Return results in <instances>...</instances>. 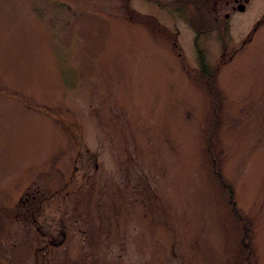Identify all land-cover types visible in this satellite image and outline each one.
Masks as SVG:
<instances>
[{"label":"rangeland","instance_id":"rangeland-1","mask_svg":"<svg viewBox=\"0 0 264 264\" xmlns=\"http://www.w3.org/2000/svg\"><path fill=\"white\" fill-rule=\"evenodd\" d=\"M186 1L0 0V257L264 264V0Z\"/></svg>","mask_w":264,"mask_h":264},{"label":"flooded vegetation","instance_id":"flooded-vegetation-1","mask_svg":"<svg viewBox=\"0 0 264 264\" xmlns=\"http://www.w3.org/2000/svg\"><path fill=\"white\" fill-rule=\"evenodd\" d=\"M234 1H238V7H241L244 5L240 4L239 1L240 0H233ZM243 2L247 1V0H242ZM39 207V206H37ZM40 208V207H39ZM39 213V210H36L35 214ZM40 214V213H39ZM38 216V214H37ZM37 220L32 221V224L34 223V235H36L37 238V248L38 252H35L33 254L34 258L37 259H41L44 260L48 257V247L52 246L54 247H58L61 246L62 243L66 240V238L68 237V233H66V231L64 232H59V230L54 226L53 227V232H48L46 233L44 228L42 229V226L39 224V222ZM60 233V234H56V233ZM28 260V259H27ZM16 263V261H14V257H12L11 255H3L0 257V264H13Z\"/></svg>","mask_w":264,"mask_h":264},{"label":"trees","instance_id":"trees-1","mask_svg":"<svg viewBox=\"0 0 264 264\" xmlns=\"http://www.w3.org/2000/svg\"><path fill=\"white\" fill-rule=\"evenodd\" d=\"M200 21H201V18H200ZM203 27L202 26H200V29H202ZM199 29V30H200ZM203 58V57H202ZM203 67V69H205L206 70V67L205 66H202Z\"/></svg>","mask_w":264,"mask_h":264},{"label":"water","instance_id":"water-1","mask_svg":"<svg viewBox=\"0 0 264 264\" xmlns=\"http://www.w3.org/2000/svg\"><path fill=\"white\" fill-rule=\"evenodd\" d=\"M240 9H243V7H240Z\"/></svg>","mask_w":264,"mask_h":264}]
</instances>
